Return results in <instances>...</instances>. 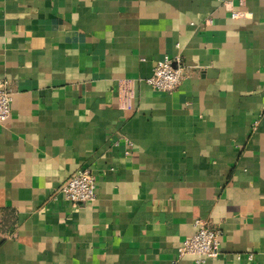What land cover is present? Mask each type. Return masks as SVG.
Masks as SVG:
<instances>
[{"label": "crops", "instance_id": "obj_1", "mask_svg": "<svg viewBox=\"0 0 264 264\" xmlns=\"http://www.w3.org/2000/svg\"><path fill=\"white\" fill-rule=\"evenodd\" d=\"M0 80V264H264V0H0ZM195 219L217 258L177 256Z\"/></svg>", "mask_w": 264, "mask_h": 264}, {"label": "built area", "instance_id": "obj_2", "mask_svg": "<svg viewBox=\"0 0 264 264\" xmlns=\"http://www.w3.org/2000/svg\"><path fill=\"white\" fill-rule=\"evenodd\" d=\"M225 8L231 7L234 0H217ZM245 0H238V5L243 6ZM227 6V7H226ZM230 16L239 18L244 12L230 8ZM205 24L211 23L207 18ZM186 77V70L179 57L164 56L158 60L152 74L144 81L152 89L170 93L174 91ZM122 95L129 91V81L120 84ZM125 99V98H124ZM12 91L6 80H0V125L5 123L10 116ZM55 198L61 196L72 204L86 203L95 198V178L89 168H80L56 191ZM195 231L186 237L177 248V256H192L196 263H203L207 259H215L220 254V232L213 228L209 222L202 219L194 220Z\"/></svg>", "mask_w": 264, "mask_h": 264}]
</instances>
